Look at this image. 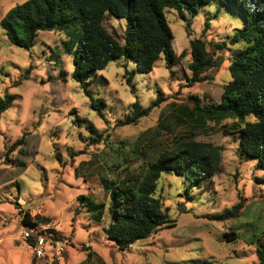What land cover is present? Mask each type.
<instances>
[{
    "label": "rangeland",
    "instance_id": "obj_1",
    "mask_svg": "<svg viewBox=\"0 0 264 264\" xmlns=\"http://www.w3.org/2000/svg\"><path fill=\"white\" fill-rule=\"evenodd\" d=\"M25 1L0 0V98L15 96L0 114V264L257 263V248H264V171L242 154L233 120L190 115L193 96L204 105L221 101L232 56L244 47L228 44L245 25L240 11L212 0L197 13L186 12V21L165 9L174 64L168 67L161 57L152 71L141 72L132 59L112 60L87 78L89 96L73 78L65 31H40L31 49L10 42L1 20ZM104 25L124 42V18L107 14ZM194 38L207 42L217 64L205 73L210 79L191 85ZM158 97L148 115L129 122L134 103L147 108ZM23 135L24 143L11 148ZM182 138L221 147L220 170L200 186L163 173L156 195L174 226L119 250L107 236L108 210L97 222L80 197L109 204L102 179L136 181ZM241 201L237 217H217ZM25 214L31 223L23 221ZM232 231L234 241L225 237Z\"/></svg>",
    "mask_w": 264,
    "mask_h": 264
},
{
    "label": "trees",
    "instance_id": "obj_2",
    "mask_svg": "<svg viewBox=\"0 0 264 264\" xmlns=\"http://www.w3.org/2000/svg\"><path fill=\"white\" fill-rule=\"evenodd\" d=\"M211 1L27 0L12 8L2 18L1 26L10 42L25 49L34 46L40 31H65L69 38L67 50L73 54V78L90 96L87 78L104 70L112 60L132 59L139 71L150 72L164 57L167 66L171 67L177 55L173 50L174 34L165 9H174L187 21L186 12L197 13ZM219 1L223 6L238 9L243 15L245 25L235 31L228 44L243 43L244 47L232 56L229 66L232 78L224 85L221 101L204 105L198 96H193L190 115L203 122L233 120L231 127L238 133L242 154L256 160L258 169L264 171V0ZM107 14L127 21L123 43L104 25ZM186 30L190 34V22ZM226 46L227 43L223 42L218 48ZM190 54L189 84L210 79L205 73L215 67L217 61L208 50L207 42L202 38L190 40ZM91 99L92 106L102 115L99 104L92 96ZM14 100L15 96L9 93L0 98V114L10 108ZM161 100L158 97L147 108L134 103L129 122H137L148 115ZM90 129L94 130L93 127ZM175 142V148L166 150L150 163L136 181L102 179L104 193L110 198L109 204L80 197L86 201L85 206L97 222L103 220L108 210L107 236L115 241L119 250H126L165 226H174L168 219L162 199L156 195L163 173L184 176L192 185L200 186L202 181L220 170L221 147L207 149L194 139L182 138ZM23 143L24 135L11 148ZM242 206L241 201L217 217H237ZM28 216L25 214L23 218L27 224L31 223ZM225 237L234 241L238 235L232 231ZM257 256L258 262L254 264H264V248H257ZM204 263L208 264L207 261Z\"/></svg>",
    "mask_w": 264,
    "mask_h": 264
},
{
    "label": "built area",
    "instance_id": "obj_3",
    "mask_svg": "<svg viewBox=\"0 0 264 264\" xmlns=\"http://www.w3.org/2000/svg\"><path fill=\"white\" fill-rule=\"evenodd\" d=\"M23 235H24V237H25L26 239H28V238L30 237V232H29V231H25ZM41 242H42V241H41ZM28 247L31 248V247H32L31 244H29Z\"/></svg>",
    "mask_w": 264,
    "mask_h": 264
}]
</instances>
